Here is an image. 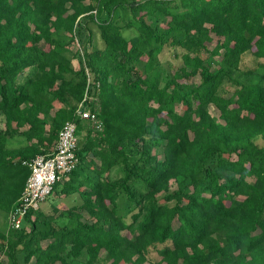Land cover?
Listing matches in <instances>:
<instances>
[{
	"label": "trees",
	"instance_id": "trees-1",
	"mask_svg": "<svg viewBox=\"0 0 264 264\" xmlns=\"http://www.w3.org/2000/svg\"><path fill=\"white\" fill-rule=\"evenodd\" d=\"M0 114V264H264V0H0ZM67 121L76 164L12 227Z\"/></svg>",
	"mask_w": 264,
	"mask_h": 264
},
{
	"label": "built area",
	"instance_id": "built-area-1",
	"mask_svg": "<svg viewBox=\"0 0 264 264\" xmlns=\"http://www.w3.org/2000/svg\"><path fill=\"white\" fill-rule=\"evenodd\" d=\"M76 115L89 120L97 128L100 127L95 112L83 107L82 103L79 104ZM77 140L76 123L67 121L59 132L55 151L50 155H38L30 162L31 173L19 198V204L10 216L12 227L19 228L27 211L36 208L51 192L53 184L74 167L77 162Z\"/></svg>",
	"mask_w": 264,
	"mask_h": 264
},
{
	"label": "rangeland",
	"instance_id": "rangeland-1",
	"mask_svg": "<svg viewBox=\"0 0 264 264\" xmlns=\"http://www.w3.org/2000/svg\"><path fill=\"white\" fill-rule=\"evenodd\" d=\"M130 33H133V31H131ZM93 44L95 45V46H100L101 45V42H100V40H99V36H98V32H97V29L94 27L93 28ZM209 47H212V44L211 45H209ZM78 49V48H80V44L78 43V42H74L73 44H72V46H71V49ZM160 58H161V60H163V62H165L164 63V65L165 66H167L168 65V63L167 62H173V63H178V60H176L174 57H173V52H172V50H170V49H167V48H165L162 52H161V54H160ZM243 67H251L253 64H254V58L252 57V55H250V54H246L244 57H243ZM73 64H74V67L75 68H77L78 67V62H77V60L75 59V60H73ZM232 86H230L228 83L227 84H225V86H224V91L226 92L225 94L227 95V96H229L230 94H231V92H232ZM210 111L212 112V114L213 115H216V116H218V112L214 109V107H210ZM3 116L0 114V127H3ZM83 135H84V133H83ZM61 205H63L62 203H60ZM41 207H45L46 209L48 208V206H46L45 204L43 205L42 204V206ZM85 215H86V213H85ZM66 222V219L65 218H58V220H57V222H56V224H60V225H63L64 223Z\"/></svg>",
	"mask_w": 264,
	"mask_h": 264
}]
</instances>
